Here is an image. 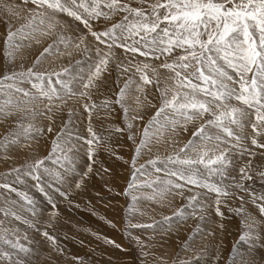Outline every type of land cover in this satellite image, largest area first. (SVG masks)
Here are the masks:
<instances>
[{
    "label": "snow or ice",
    "instance_id": "6c2138e0",
    "mask_svg": "<svg viewBox=\"0 0 264 264\" xmlns=\"http://www.w3.org/2000/svg\"><path fill=\"white\" fill-rule=\"evenodd\" d=\"M0 24V160L23 159L0 188L36 217V202L7 181L30 177L50 206L51 227L57 198L71 203L93 174L107 176L113 191L110 170L97 159L103 149L129 165L117 195L126 198L125 233L140 264H257L254 250L264 248V0H0ZM119 141L130 147L127 160L113 148ZM257 180L260 192L249 184ZM141 201L155 205L159 219L133 223ZM13 204L5 199L0 207V264H33L37 254L26 232L6 226L9 217L62 254L55 235ZM225 209L241 231L227 255ZM133 229L186 238L169 256L152 251L154 236L145 243Z\"/></svg>",
    "mask_w": 264,
    "mask_h": 264
},
{
    "label": "rangeland",
    "instance_id": "374dc122",
    "mask_svg": "<svg viewBox=\"0 0 264 264\" xmlns=\"http://www.w3.org/2000/svg\"><path fill=\"white\" fill-rule=\"evenodd\" d=\"M65 19L71 22L70 18L65 17ZM3 34L4 27L3 24H0V36H3ZM2 64V57H0V67H2ZM95 123L100 125L102 123V118L101 120L95 121ZM113 148L117 154H122L125 160L129 158L130 147L126 141L114 142ZM257 155H259V153H257ZM97 159L99 164H103L105 168L110 170L112 179L109 183L112 185L113 191L109 192L105 186V181L109 179L107 176L102 178L100 175L93 174L86 180V186L82 190L72 192L70 196L71 203L57 198L60 215L51 222V227L48 226L49 217L47 215L50 206L47 204L43 194L34 187L36 182L30 177H22L21 179L23 180V183H19L14 181V177L8 176L7 181L12 183L18 190L26 192L36 202L37 216H32L28 211V206L25 204L24 200L17 197L15 193H9L2 188H0V207L4 206L5 199L15 201V204L12 206L13 210L25 218L38 220L40 222L37 225L39 228L47 230L50 234H54L55 237H59L65 242L67 241L74 249L78 248L77 250L80 251V253H74L73 255L74 257H80L85 264H140L142 259L140 250L135 242L125 233L126 198L123 195H117V193L121 192L122 189L126 187V181L129 178V165L121 160H117L114 156H110L109 153L103 149L100 150ZM22 163L23 159H17L8 163L0 160V183L4 182V173H6L11 166ZM42 181H44L45 184L50 182L47 177H42ZM23 184H27L28 187L25 185L23 186ZM249 184L250 187L255 188L257 192L262 190L259 180L255 181V183L249 182ZM182 202V198H177L175 201L176 204H181ZM77 204L80 205V207H76ZM145 205L148 206L145 207ZM153 208H156V206L141 201L140 211L131 213L129 218L133 223H150V216H155L156 219H159V215L152 212ZM62 209L65 210L62 211ZM69 209L78 212L81 217L86 218L87 221L76 216L75 218L68 217L66 211ZM104 210L106 211L104 212ZM157 211H163L165 214H168L169 209H157ZM224 211L227 231L223 234V251L224 254L227 255L231 250L232 244L238 240L241 231L239 218L235 217L226 209ZM93 212L96 214L93 215ZM141 212H147L148 215H141ZM0 219H4L2 213H0ZM229 219L232 223L228 222ZM107 220H111L115 227L107 223ZM6 226L17 227L21 230V233L26 232L29 238L34 241V244L31 246L37 243L32 247L37 253L36 256L33 257V264H78L77 261L73 262V260H70L72 255L70 256L69 253L67 257L64 258L58 255L57 252L55 253L54 250L50 248L51 246L48 242L41 240V236L37 239V233L33 234L35 229L28 228L27 225H24L11 217L6 221ZM131 231L133 235L139 234L145 243H148L149 236H154L156 247L153 248L152 251L159 254L168 252L169 256L175 254L178 250L180 240L186 238L185 232H182L180 237H177L174 234L161 237L158 233H154L152 230L145 231L144 229H133ZM108 240L114 241L115 244H119L121 247H115L114 244L106 242ZM45 244L49 250L46 249L44 246ZM161 244L163 247L160 246ZM241 247L242 249L247 250L246 245H242ZM43 252L48 253L45 254ZM68 257H70V262L67 259ZM254 257L257 264H264V248L257 247L254 250ZM58 259H60V261Z\"/></svg>",
    "mask_w": 264,
    "mask_h": 264
},
{
    "label": "bare ground",
    "instance_id": "6f19581e",
    "mask_svg": "<svg viewBox=\"0 0 264 264\" xmlns=\"http://www.w3.org/2000/svg\"><path fill=\"white\" fill-rule=\"evenodd\" d=\"M7 166V165H6ZM25 184H23V186H24ZM26 187H28L27 186V184L25 185ZM25 189H28V188H25ZM24 189V190H25ZM28 191V190H27ZM13 206V205H12ZM16 206V205H15ZM21 210V209H20ZM47 210V209H46ZM63 210H65V209H62V211ZM106 210H104V212H105ZM63 213V212H62ZM66 213H67V216L68 217H73V218H75V216L76 217H78V218H80V219H82V220H84V221H87V219L86 218H84V217H81V215L78 213V212H76V211H74V210H68V211H66ZM13 219V218H12ZM13 221V220H12ZM9 222V221H8ZM11 222V221H10ZM228 222H230V223H232V221L229 219V221ZM234 223V222H233ZM44 225H46V224H44ZM230 225H232V224H230ZM8 226V225H7ZM46 227V226H45ZM233 227V226H232ZM35 231V230H34ZM231 232V231H230ZM37 233V234H36ZM235 233V232H234ZM33 234H36V235H38V237H36L37 239L41 236L42 237V239L41 240H44V241H46L45 239H44V237L39 233V232H34ZM35 240V239H34ZM47 242V241H46ZM45 242V243H46ZM56 243H57V245L59 246V248L62 250V254H60V253H57L58 255H60V256H62V257H67V255H68V253L70 254V256H71V258L70 257H68L67 259L69 260V258H70V260H73L72 259V257H74V253L75 254H79L80 253V251H78L77 249H74L72 246H70L69 245V243L66 241H63V239H60L59 237H56ZM34 244V243H33ZM37 244V243H36ZM35 244V245H36ZM39 244V243H38ZM35 245H33V246H35ZM43 245V244H42ZM33 246H31V247H33ZM38 246V245H37ZM36 246V247H37ZM45 247H46V244L44 245ZM51 246V245H50ZM39 247V246H38ZM37 247V248H38ZM36 248V249H37ZM39 248H41V247H39ZM44 248V247H43ZM52 250H54L53 249V247L51 246L50 247ZM46 249L47 250H49V248H47L46 247ZM42 250V249H41ZM51 251V250H50ZM54 252L56 253V251L54 250ZM43 253H48V252H43ZM52 253V252H51ZM36 256V255H35ZM51 256V255H50ZM52 257V256H51ZM36 259H37V257H36ZM41 259V258H40ZM61 259V258H60ZM60 259H58L59 261H60ZM63 259V258H62ZM70 260H69V262H70ZM85 260V259H84ZM62 261V260H61ZM63 262V261H62ZM73 262H75L74 260H73ZM72 262V263H73ZM51 263V262H50ZM105 263V262H104ZM39 264V263H38ZM74 264V263H73ZM85 264V263H84ZM89 264V263H88Z\"/></svg>",
    "mask_w": 264,
    "mask_h": 264
}]
</instances>
